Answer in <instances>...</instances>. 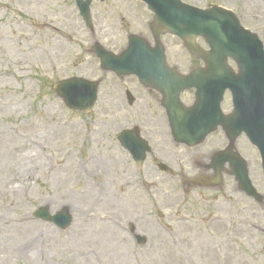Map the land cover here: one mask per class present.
Returning <instances> with one entry per match:
<instances>
[{"label": "rangeland", "instance_id": "obj_1", "mask_svg": "<svg viewBox=\"0 0 264 264\" xmlns=\"http://www.w3.org/2000/svg\"><path fill=\"white\" fill-rule=\"evenodd\" d=\"M183 1L233 10L264 43V0ZM92 18L90 30L74 0H0V73L13 70L0 77V257L5 264H264V205L229 175L220 192L202 184L199 166L225 147L222 133L192 150L176 144L158 96L136 78L104 73L90 51L100 43L119 53L130 34L151 36V14L136 0H94ZM47 23L54 26L44 32ZM25 34L39 47L29 49L23 37L20 47L16 35ZM169 40L171 60L188 64L178 40ZM75 77L101 82L88 114L68 110L53 89ZM132 128L153 151L141 169L117 139ZM238 147L264 195L257 151L243 136ZM160 162L167 173L154 170ZM42 208L68 209L71 226L36 219ZM20 217L46 234L38 256L2 224Z\"/></svg>", "mask_w": 264, "mask_h": 264}, {"label": "water", "instance_id": "obj_2", "mask_svg": "<svg viewBox=\"0 0 264 264\" xmlns=\"http://www.w3.org/2000/svg\"><path fill=\"white\" fill-rule=\"evenodd\" d=\"M75 1L91 28L92 0ZM140 1L155 17L151 27L156 38L155 48L137 35L129 37L127 48L118 56L96 44L92 53L100 59L102 69L120 77L136 76L143 86L159 92L178 144L190 148L199 146L218 126H223L234 140L245 133L261 153L264 172V46L259 38L242 27L237 15L220 7L202 10L180 0ZM163 32L180 38L189 53L201 59L205 67L196 68L189 75L171 71L159 40ZM198 38L206 41L208 52L199 48ZM229 59L236 64L237 73L229 68ZM98 87V83L69 79L57 83L55 91L69 109L89 112L97 101ZM193 88L199 91L197 102L191 108L184 107L181 93ZM227 89L232 93L234 110L226 117L221 111V102ZM119 140L141 167L149 147L137 131H125L119 135ZM213 162L218 175L229 164L239 188L250 197L261 199L249 180L246 163L237 153L232 150L218 153ZM37 217L61 229L72 223L67 209L55 216H51L48 209H42ZM137 239L140 244L146 242L140 236Z\"/></svg>", "mask_w": 264, "mask_h": 264}, {"label": "bare ground", "instance_id": "obj_3", "mask_svg": "<svg viewBox=\"0 0 264 264\" xmlns=\"http://www.w3.org/2000/svg\"><path fill=\"white\" fill-rule=\"evenodd\" d=\"M18 25H20L21 27H24L23 25H21L20 23H18ZM54 25L47 23L44 26V32L45 31H50V29L53 27ZM22 37L27 40V46L29 49H36L39 47V44L37 43H33L34 42V38H30L27 34L25 35H16V43L20 46L23 47L21 45V41L20 39H22ZM46 53V55L48 56V52L44 51ZM2 63V62H1ZM13 76V70L9 73H0V77L2 78H7V77H12ZM29 217H20L19 219H9V220H5L2 224L6 227H10L11 229H16L15 232L18 234V238L21 237H25L24 243L26 246H32L34 248H30L32 253L34 255H39V251L38 248L40 246V244L44 241V236H46L45 232L43 231H39L33 227V223H31L29 221ZM110 221H114V218H110ZM1 256V255H0ZM8 263V260L6 258H1L0 257V264H5Z\"/></svg>", "mask_w": 264, "mask_h": 264}, {"label": "flooded vegetation", "instance_id": "obj_4", "mask_svg": "<svg viewBox=\"0 0 264 264\" xmlns=\"http://www.w3.org/2000/svg\"><path fill=\"white\" fill-rule=\"evenodd\" d=\"M165 41H166V44H167V47L168 48H170V45H169V38H165ZM170 64H171V66H172V68L173 69H175V70H179V71H181V72H189L191 69H193V68H195V67H197V66H199V65H201V64H195L194 62H189L188 64H186L185 66H181V64H179V63H175V62H173L172 60H171V58H170ZM189 70V71H188ZM193 94H186L185 95V98H184V100H185V102L186 103H192L193 102ZM221 142H223V144H224V140L223 139H221L220 141H219V143L221 144ZM212 153V151H210L209 153H206V155H208V157H209V155ZM206 159H208V158H206ZM159 164V163H158ZM158 164H157V166H158ZM210 164L208 163V162H205L204 164H202L201 165V167H200V170L203 172V173H206V174H204V176L205 175H207V177L208 178H211V180H213L214 178H215V174L213 173L212 174V171L211 170H209V168H208V166H209ZM159 170V168L158 167H155L154 168V170ZM170 170V169H169ZM210 172H211V174H210ZM210 181V180H209ZM213 183H215V182H213ZM213 183H211V184H213ZM217 192H220V191H217Z\"/></svg>", "mask_w": 264, "mask_h": 264}]
</instances>
